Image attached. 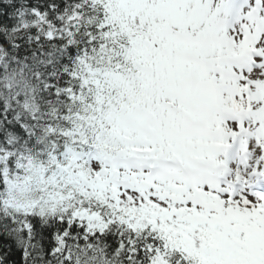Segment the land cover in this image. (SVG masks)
Wrapping results in <instances>:
<instances>
[{"label": "rangeland", "instance_id": "rangeland-1", "mask_svg": "<svg viewBox=\"0 0 264 264\" xmlns=\"http://www.w3.org/2000/svg\"><path fill=\"white\" fill-rule=\"evenodd\" d=\"M172 3L175 9L169 8L168 13L180 33V36L176 35L175 45L183 58L176 57L173 61L175 65H161L165 70L159 73L165 76L188 71L189 94L198 97L197 104L210 108V111L205 109L197 114L200 124L183 121L186 139H181L178 145L189 156L204 155L201 174L202 178L208 179L214 174L213 165L218 162L219 153L212 152L211 158L206 154L224 139V133L229 129L226 116L231 112H242L245 108L248 111L249 107L258 104L256 100L264 97V0H250L247 6L241 8L246 23L231 28L223 26V21L231 17V12L228 14L227 9L223 10L224 7L213 0H173ZM244 59L246 66L243 65ZM91 77L92 82L93 78H97L93 82L95 87L112 82L105 75ZM213 108L219 111L214 113ZM124 117L115 115L112 119L117 118L124 126L133 123V120H142L135 125L143 132L157 130L150 116L122 121ZM250 146L257 148L256 144L250 143ZM258 150L262 151L263 145ZM21 164L10 166L12 171H16L12 178L20 175L15 178L19 184L23 182V174L19 173ZM149 165V158L139 164L136 159L122 161L100 157L91 161L90 165L75 158L67 168L52 170L48 175L49 182L54 185L52 191L37 188L35 192L48 197L50 201L42 208L51 207L52 210L54 206H70L58 192L70 186L79 192L73 196L78 198L79 202L73 204L77 207L82 201L81 194L89 196L93 202L103 198V201L116 204H119L116 197L139 196L145 202L136 201L131 205L139 216L131 223L128 220V223L138 228L155 222L163 231L172 227L177 240L185 245L198 264H256L254 260L241 258L244 247L264 258V211L259 209L247 191L242 190L229 197V194L216 192L214 184H203L200 179L186 181L179 172L167 169L149 178ZM87 168L90 173L84 177L82 174ZM27 175L33 179L38 177L37 172ZM5 200L7 206L24 215L30 213V208L36 203L34 197L29 199L28 195H14L13 192H9ZM39 201L42 203V198ZM207 215L213 217L210 223L204 222ZM74 218L96 231H101L104 226L95 215L78 213ZM209 232L221 238L230 235L234 245L212 247L209 246L211 237L208 240L195 235Z\"/></svg>", "mask_w": 264, "mask_h": 264}, {"label": "trees", "instance_id": "trees-1", "mask_svg": "<svg viewBox=\"0 0 264 264\" xmlns=\"http://www.w3.org/2000/svg\"><path fill=\"white\" fill-rule=\"evenodd\" d=\"M102 15L89 0H0V154L37 158L63 142L76 59L103 62L108 53ZM1 197L0 264H152L162 248L149 232L111 223L90 233L64 216L12 213ZM167 261L193 264L177 253Z\"/></svg>", "mask_w": 264, "mask_h": 264}, {"label": "bare ground", "instance_id": "bare-ground-1", "mask_svg": "<svg viewBox=\"0 0 264 264\" xmlns=\"http://www.w3.org/2000/svg\"><path fill=\"white\" fill-rule=\"evenodd\" d=\"M77 63L78 65L82 68V73H85L86 71L88 70H92L94 69V65H93V62L95 60H90V59H85L83 57H78L77 59ZM82 73H79V75H82ZM97 81V78H93V82L95 83ZM75 84H77L76 82H74ZM94 86L93 83L91 82H87V86L86 88L88 90H90L92 87ZM77 87H78V84H77ZM81 114V113H80ZM65 133H67V139H71V137L74 135V134H85L86 133V129L83 125L81 124H78L76 127L74 128H70V127H67L64 125V128L62 129ZM0 160L2 161H6L5 158L3 157H0Z\"/></svg>", "mask_w": 264, "mask_h": 264}]
</instances>
